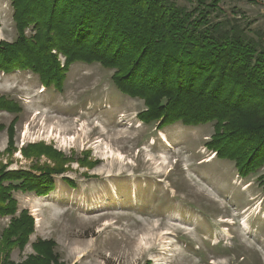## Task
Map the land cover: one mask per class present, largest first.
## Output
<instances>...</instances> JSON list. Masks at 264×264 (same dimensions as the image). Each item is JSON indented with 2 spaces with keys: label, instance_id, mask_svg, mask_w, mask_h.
Instances as JSON below:
<instances>
[{
  "label": "rangeland",
  "instance_id": "obj_1",
  "mask_svg": "<svg viewBox=\"0 0 264 264\" xmlns=\"http://www.w3.org/2000/svg\"><path fill=\"white\" fill-rule=\"evenodd\" d=\"M176 4L190 9L195 1ZM219 8L221 18L235 17L264 41V0H223ZM12 14L9 0H0L1 42L17 37ZM111 75L75 63L57 92L30 72L0 73V96L20 108L0 112V164L53 166L47 156L22 155L36 144L69 159L48 196L13 194L34 233L9 259L23 262L41 239L55 243L62 264H264V167L240 178L232 162L204 147L212 124L156 130L141 123L142 101L122 96ZM9 219L0 218V235Z\"/></svg>",
  "mask_w": 264,
  "mask_h": 264
},
{
  "label": "trees",
  "instance_id": "obj_2",
  "mask_svg": "<svg viewBox=\"0 0 264 264\" xmlns=\"http://www.w3.org/2000/svg\"><path fill=\"white\" fill-rule=\"evenodd\" d=\"M176 1L9 0L17 37L0 41V73L30 72L42 87L60 92L71 65L98 64L112 72L122 96L142 101L141 123L156 130L212 124L204 147L245 179L264 167L263 38L249 37V26L235 17L221 18L223 0H194L190 9ZM0 112L20 108L0 96ZM7 132L12 135L13 125ZM27 147L24 157L54 162L15 171L0 164V218H10L0 235V264H62L55 243L41 239L23 262L9 259L34 233L32 216L18 212L13 194L48 196L56 189L54 177L64 172L61 164L69 162L43 144Z\"/></svg>",
  "mask_w": 264,
  "mask_h": 264
},
{
  "label": "bare ground",
  "instance_id": "obj_3",
  "mask_svg": "<svg viewBox=\"0 0 264 264\" xmlns=\"http://www.w3.org/2000/svg\"><path fill=\"white\" fill-rule=\"evenodd\" d=\"M44 92V91H43ZM26 136V132L24 133V137ZM44 198V197H43ZM43 198H40V199H43ZM216 264V263H215Z\"/></svg>",
  "mask_w": 264,
  "mask_h": 264
}]
</instances>
